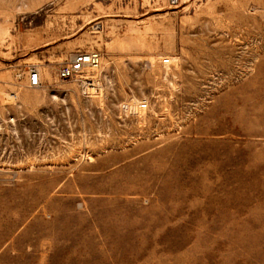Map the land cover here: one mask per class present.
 Returning <instances> with one entry per match:
<instances>
[{
	"label": "rangeland",
	"instance_id": "374dc122",
	"mask_svg": "<svg viewBox=\"0 0 264 264\" xmlns=\"http://www.w3.org/2000/svg\"><path fill=\"white\" fill-rule=\"evenodd\" d=\"M0 264H264V0H0Z\"/></svg>",
	"mask_w": 264,
	"mask_h": 264
},
{
	"label": "built area",
	"instance_id": "2783aa9c",
	"mask_svg": "<svg viewBox=\"0 0 264 264\" xmlns=\"http://www.w3.org/2000/svg\"><path fill=\"white\" fill-rule=\"evenodd\" d=\"M101 55L98 52H77L72 58L61 66L58 71L60 80H77L78 77L85 74L87 71L96 70L101 65ZM88 80L82 81L86 84ZM29 82L31 87H39L41 84V76L37 69L30 71Z\"/></svg>",
	"mask_w": 264,
	"mask_h": 264
}]
</instances>
